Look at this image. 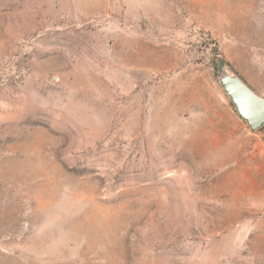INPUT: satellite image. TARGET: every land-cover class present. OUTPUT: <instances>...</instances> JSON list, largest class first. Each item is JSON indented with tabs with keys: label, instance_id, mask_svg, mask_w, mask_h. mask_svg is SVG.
I'll return each mask as SVG.
<instances>
[{
	"label": "rangeland",
	"instance_id": "1",
	"mask_svg": "<svg viewBox=\"0 0 264 264\" xmlns=\"http://www.w3.org/2000/svg\"><path fill=\"white\" fill-rule=\"evenodd\" d=\"M264 0H0V264H264Z\"/></svg>",
	"mask_w": 264,
	"mask_h": 264
},
{
	"label": "water",
	"instance_id": "2",
	"mask_svg": "<svg viewBox=\"0 0 264 264\" xmlns=\"http://www.w3.org/2000/svg\"><path fill=\"white\" fill-rule=\"evenodd\" d=\"M219 84L228 96L236 113L251 131L264 125V99L255 94L237 76L225 69L223 60L217 57Z\"/></svg>",
	"mask_w": 264,
	"mask_h": 264
}]
</instances>
